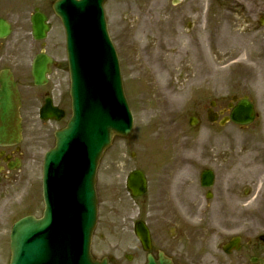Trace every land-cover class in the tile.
<instances>
[{"label": "rangeland", "instance_id": "obj_1", "mask_svg": "<svg viewBox=\"0 0 264 264\" xmlns=\"http://www.w3.org/2000/svg\"><path fill=\"white\" fill-rule=\"evenodd\" d=\"M105 5L134 128L128 137L116 136L103 155L92 253L97 258L111 256L119 264H143L145 254L134 233L138 207L124 184L120 186L132 168H144L150 176L161 171L156 168L160 165L175 173L196 171L185 162L202 165L201 140L212 129L206 109L211 99L226 106L234 94L249 97L259 117L248 128L233 124L222 128L234 135L223 147L233 144L241 156L264 157V0H110ZM52 22L49 50L64 61V31L57 17ZM54 42L60 47L51 48ZM59 72L49 88L58 84L67 98L69 76L66 68ZM70 113L58 122L32 116L29 132L35 137L25 174L0 206V264H9L12 223L25 214L42 213L43 155L54 142L53 132ZM193 113L202 118L196 127L189 124ZM110 172L109 198L103 185ZM152 223L160 232L156 243L167 250L176 246L180 251L197 250L188 239L170 238L171 222Z\"/></svg>", "mask_w": 264, "mask_h": 264}, {"label": "flooded vegetation", "instance_id": "obj_2", "mask_svg": "<svg viewBox=\"0 0 264 264\" xmlns=\"http://www.w3.org/2000/svg\"><path fill=\"white\" fill-rule=\"evenodd\" d=\"M53 2L0 0V77L2 73H9L17 83L23 127L20 144L0 145V206L25 174L21 167L25 166L35 137L29 132L32 116L47 99L60 108H71V102L68 103L58 84L49 88L51 80L58 78L59 70L63 71L68 65L67 60H58L55 52L49 50L52 18L56 17ZM34 18L40 27L44 22L49 23L51 29L45 36H34ZM38 33L42 34V30ZM59 47L58 42H54L51 48ZM44 55H50L53 63L48 83L38 86L33 82L32 66L36 57ZM57 93L60 96L56 97ZM219 107L214 108L221 114L219 119L230 113L229 104ZM209 126L216 129H208L202 137V165L197 166L190 157L191 161L185 162L190 170L196 171L175 173L170 171L171 167L160 165L156 168L161 171L151 176L148 173L147 192L132 198L138 207V219L148 224H152L153 219L171 222L174 224L171 239H188L190 245H196L197 250L180 251L176 246L169 251L156 243L160 232L154 231L152 252L155 258L163 249L173 264H264V157L241 156L233 144L225 149L224 143L231 142L234 135L223 133L221 129L226 125L219 121ZM205 170L210 174L203 179ZM108 174L103 191L110 198L113 188L111 172ZM181 210L197 223L182 220L178 212Z\"/></svg>", "mask_w": 264, "mask_h": 264}, {"label": "water", "instance_id": "obj_3", "mask_svg": "<svg viewBox=\"0 0 264 264\" xmlns=\"http://www.w3.org/2000/svg\"><path fill=\"white\" fill-rule=\"evenodd\" d=\"M104 0H59L54 7L67 32V50L71 72L73 115L66 128L56 132L57 144L45 160L42 218L26 216L11 232L10 264H109L95 260L90 253L91 236L97 220L94 189L99 160L115 134L127 136L133 117L124 95L120 67L110 41L103 10ZM45 66H34L37 83L45 80ZM15 83L2 79L0 90V143L21 139L16 109ZM49 115L44 110L43 118ZM255 116L248 100L236 106L233 119L249 123ZM135 172L129 187L136 195L144 186ZM144 181V180H143ZM136 233L146 249L150 248L145 226ZM148 264H172L163 257Z\"/></svg>", "mask_w": 264, "mask_h": 264}, {"label": "bare ground", "instance_id": "obj_4", "mask_svg": "<svg viewBox=\"0 0 264 264\" xmlns=\"http://www.w3.org/2000/svg\"><path fill=\"white\" fill-rule=\"evenodd\" d=\"M173 59H174V57L172 58V61L175 62V59H174V60H173ZM182 93H184V92H182ZM182 93H181V94H182Z\"/></svg>", "mask_w": 264, "mask_h": 264}]
</instances>
